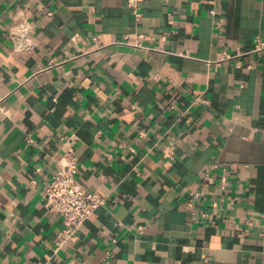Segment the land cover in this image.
<instances>
[{
  "label": "crops",
  "instance_id": "crops-1",
  "mask_svg": "<svg viewBox=\"0 0 264 264\" xmlns=\"http://www.w3.org/2000/svg\"><path fill=\"white\" fill-rule=\"evenodd\" d=\"M128 2L0 0V264H264V55L216 63L264 39V0ZM75 134L106 201L58 248Z\"/></svg>",
  "mask_w": 264,
  "mask_h": 264
},
{
  "label": "built area",
  "instance_id": "built-area-1",
  "mask_svg": "<svg viewBox=\"0 0 264 264\" xmlns=\"http://www.w3.org/2000/svg\"><path fill=\"white\" fill-rule=\"evenodd\" d=\"M128 6L135 16L140 20L142 12L139 0H129ZM213 13H215L213 11ZM12 37L15 40L16 51H27L34 47L33 32L34 27L28 21H16L12 26ZM120 44H128L135 47H143L142 43L132 42L128 38ZM249 55L257 57L264 55V39L257 38L252 49L243 53L225 52L221 59L216 61L220 64L224 61L236 60L237 67H243L242 57ZM248 67H254V63H249ZM145 134V133H141ZM78 136L71 135L66 142V150L59 161V166L53 171L50 181L45 187L46 204L49 210L57 213L62 218L63 228L57 242L58 248L73 240L79 230L85 225L87 220L105 204L106 198L98 191L89 190L79 179V165L76 156V142ZM175 151L170 148L165 153V157L173 158ZM200 195V193H197ZM192 205V204H190ZM206 216V213L204 214ZM252 224L253 217L248 219ZM143 230L145 226H140Z\"/></svg>",
  "mask_w": 264,
  "mask_h": 264
}]
</instances>
